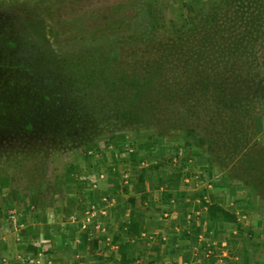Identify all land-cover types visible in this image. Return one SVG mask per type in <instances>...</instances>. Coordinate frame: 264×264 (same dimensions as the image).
<instances>
[{"label":"rangeland","instance_id":"obj_1","mask_svg":"<svg viewBox=\"0 0 264 264\" xmlns=\"http://www.w3.org/2000/svg\"><path fill=\"white\" fill-rule=\"evenodd\" d=\"M128 152L264 209V0H0V256Z\"/></svg>","mask_w":264,"mask_h":264},{"label":"crops","instance_id":"obj_2","mask_svg":"<svg viewBox=\"0 0 264 264\" xmlns=\"http://www.w3.org/2000/svg\"><path fill=\"white\" fill-rule=\"evenodd\" d=\"M134 155L103 161L105 170L91 179L76 172L49 179L47 201L26 225L36 262L115 264L124 239L131 257L124 264H264V209L256 198L238 203L242 196L233 198L226 185L170 179L163 167ZM201 200L217 201L235 213L237 223L209 220ZM88 201L94 207L86 213ZM132 215L139 222L136 236L127 234ZM15 252L8 249L0 264H14Z\"/></svg>","mask_w":264,"mask_h":264},{"label":"trees","instance_id":"obj_3","mask_svg":"<svg viewBox=\"0 0 264 264\" xmlns=\"http://www.w3.org/2000/svg\"><path fill=\"white\" fill-rule=\"evenodd\" d=\"M162 167L160 163H157V165H154V167L159 168ZM164 172V171H163ZM210 171L207 170V173ZM170 179L177 180L180 178L178 174L173 177V176H168ZM231 181H228L225 179L223 181V185H229ZM253 192V191H252ZM166 193L164 191L161 192V195H165ZM132 202V198L130 200ZM202 204L206 207V213L207 217L209 220H217L221 222H226V223H237V218L234 212L227 210L225 207L221 206L218 202H207L205 200H201ZM139 222L138 220L135 219V217L132 215L131 218L129 219V222L126 224L127 227V234L128 236H136L138 234L137 228H138ZM119 239V236H116L114 240ZM128 241L122 239L120 241V244L118 245V252L120 255L119 260L115 264H124L126 262L131 261V257L128 254Z\"/></svg>","mask_w":264,"mask_h":264},{"label":"built area","instance_id":"obj_4","mask_svg":"<svg viewBox=\"0 0 264 264\" xmlns=\"http://www.w3.org/2000/svg\"><path fill=\"white\" fill-rule=\"evenodd\" d=\"M87 204H88V209L86 210V213H89V211L93 209L94 205L90 201H88ZM11 217L13 220H16V216L14 214H12Z\"/></svg>","mask_w":264,"mask_h":264}]
</instances>
